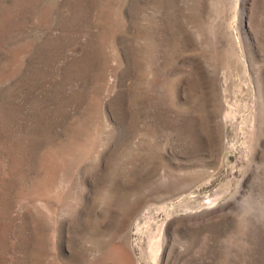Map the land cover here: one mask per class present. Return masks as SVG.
Wrapping results in <instances>:
<instances>
[{
    "label": "rangeland",
    "instance_id": "374dc122",
    "mask_svg": "<svg viewBox=\"0 0 264 264\" xmlns=\"http://www.w3.org/2000/svg\"><path fill=\"white\" fill-rule=\"evenodd\" d=\"M0 264H264V0H0Z\"/></svg>",
    "mask_w": 264,
    "mask_h": 264
}]
</instances>
